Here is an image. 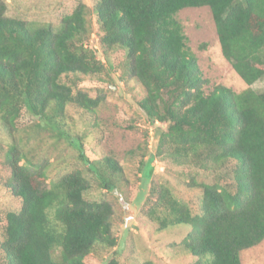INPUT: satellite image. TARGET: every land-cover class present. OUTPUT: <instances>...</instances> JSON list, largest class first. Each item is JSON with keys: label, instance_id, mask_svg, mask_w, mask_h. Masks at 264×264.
<instances>
[{"label": "trees", "instance_id": "16d2710c", "mask_svg": "<svg viewBox=\"0 0 264 264\" xmlns=\"http://www.w3.org/2000/svg\"><path fill=\"white\" fill-rule=\"evenodd\" d=\"M188 8L211 10L222 54L245 90L205 89L209 81L177 19ZM119 52L120 80L144 88L139 107L161 128L153 156L214 177L213 183L196 175L183 182L201 192L198 210L154 183L147 216L160 231L191 229L179 246L194 264H242L241 253L264 241V92L251 88L264 79V0H96L79 3L58 31L31 30L9 18L0 0V126L8 138L0 139V154L10 170L7 187L22 203L5 216L0 261L87 264L92 254L117 246L111 203L85 198L92 184L80 170L49 181V161L28 146L43 133L63 135L70 108L97 113L104 99L64 79L101 78L106 63L99 54ZM23 112L35 119L27 129L18 126ZM142 157L140 171L146 151ZM89 165L106 190L123 174L109 156ZM105 264L122 263L111 256Z\"/></svg>", "mask_w": 264, "mask_h": 264}, {"label": "rangeland", "instance_id": "374dc122", "mask_svg": "<svg viewBox=\"0 0 264 264\" xmlns=\"http://www.w3.org/2000/svg\"><path fill=\"white\" fill-rule=\"evenodd\" d=\"M4 1L9 18L24 20L31 30L48 27L58 31L61 19L71 14L79 3L92 6L96 0ZM177 19L183 26L188 46L198 59L203 78L209 81L205 89L209 92L222 85L235 92L245 90L248 86L222 54L211 10L184 9L178 13ZM93 22L95 32L91 46L95 48L98 47V36L95 20ZM99 58L106 63V71L101 78L73 75L64 79L76 90H82L93 98L104 99L97 113L70 108L69 124L63 135L53 136L50 132L40 134L38 140H32L28 148L37 151L40 159L49 161V181L80 170L92 184L85 198L89 201H108L113 206L112 233L117 246L92 254L86 260L87 264H105L111 256L122 264H143L147 261L153 264H194L195 258L179 246L191 229L178 226L160 231L147 216V199L154 183L164 184L178 200L198 210L201 192L198 189L187 190L183 182L189 183V176L196 175L199 182L213 183L214 177L153 156L159 139L157 133L161 128L150 124L139 107V101L145 96L144 88L136 81L125 83L120 80L114 68V63L122 59L120 52L118 55L112 53L109 58L99 54ZM251 88L264 92V79ZM34 122L30 114L23 112L18 126L27 129ZM0 139L4 143L8 139L1 126ZM144 151L145 166L140 171ZM108 156L117 160L123 169L121 178L112 180L115 188L111 190L101 188L98 174L89 170L91 162L101 161ZM3 161V154H0V241L4 238L6 214L19 211L22 205L21 200L14 197L7 187L10 170ZM241 263L264 264V241L242 252ZM0 264H6L5 260Z\"/></svg>", "mask_w": 264, "mask_h": 264}]
</instances>
